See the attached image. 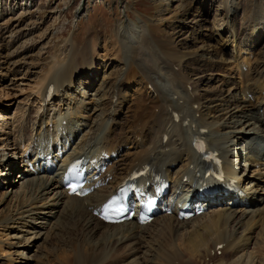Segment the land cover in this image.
Instances as JSON below:
<instances>
[{
  "label": "bare ground",
  "instance_id": "bare-ground-1",
  "mask_svg": "<svg viewBox=\"0 0 264 264\" xmlns=\"http://www.w3.org/2000/svg\"><path fill=\"white\" fill-rule=\"evenodd\" d=\"M36 1L27 0L18 8L26 9L22 13L29 14ZM161 2L163 13L167 7L173 8L177 26L181 28L174 30V41L165 44L160 61L156 58L153 59L156 63L146 64V55L153 44L152 37L147 36L149 30L140 28L147 35L132 40L128 33L120 31L117 39L120 55L114 61L122 67L115 78L109 73L100 85L95 81L90 83L89 79L95 80L99 72L91 55L89 58L84 51L82 64L70 62L65 67L55 68L41 83L38 98L42 108L35 120L31 119V111L21 116L34 124L31 137L23 129L17 130L15 122L3 124L11 129L10 132L4 129L5 134L15 136L14 146L9 147L11 139L7 138L5 151H0V173L2 177L8 174L6 180L0 182V200H5L8 211L0 218V228L8 231L5 234L12 240L9 243L14 249L12 263L35 264L42 258L52 264L50 256L61 251V264H82L81 255L90 250L102 252L92 263L101 264L117 250L127 254L119 264H175L173 252L178 250L180 257L185 255V264H190L203 253L221 250L231 257L217 261L220 264H264V56L257 66L249 68L250 72L244 71V67L241 69L238 61L243 48L254 49L264 39V9L250 4L244 13L249 25L241 28L237 14L242 0H224L213 20L207 21L210 26L199 29L204 11L195 3L192 6L188 0ZM16 6L17 3L0 6V30L9 31L21 18L22 15L3 21L7 15L16 13ZM193 8L198 11L196 14ZM190 15L194 16L192 20H188ZM188 27L192 29L191 35L180 38L184 34L180 32ZM229 41L236 43L234 49L238 51L232 58L238 61L240 71L233 69L223 76V81L219 79L220 87L213 86L220 78L214 71L222 67L215 65L220 55L214 54V50L218 51ZM189 43L196 49H189ZM96 46L97 43L92 53ZM182 65L192 71L191 77L179 71ZM237 73L242 77H237ZM139 78L150 83L149 87L145 86L150 102L146 101L143 108L144 113L145 108L151 106L150 113L147 120L142 113L127 125L124 117L132 111V99H128L123 88L127 87V82H139ZM52 88L53 96L49 98L47 94ZM56 99H60L59 105L54 104ZM105 104L108 107L105 108ZM23 123L27 126L28 122ZM58 123H64L68 136L59 137L55 133L54 125ZM196 137L205 139L208 152L219 153L228 175L238 174L239 182L245 185V195L215 198L210 206L198 197L194 181L200 179L197 174L203 171L204 161L193 148ZM59 142L62 150L53 153L52 148ZM243 142L249 153L257 150L258 158L245 159L243 171L239 172L237 165ZM102 151L117 156L110 160L101 158L91 165L90 159L101 156ZM11 153L19 155L16 157L20 160L11 159ZM75 157L84 160L85 188L90 192L83 197L69 195L62 183L65 169ZM146 164L172 185L165 205L160 206L154 220L141 224L134 218L108 224L95 215L132 171L141 170ZM17 170L21 174L12 178ZM148 180L141 191H153L156 183ZM193 198L200 203L194 204ZM185 206L195 211L204 208V211L190 219H180L179 209ZM69 221H73L76 229L71 237L68 234L73 228L68 225ZM104 227L108 228L107 232L100 237L99 232ZM164 229L174 237L168 245L163 242L165 237L161 240Z\"/></svg>",
  "mask_w": 264,
  "mask_h": 264
},
{
  "label": "rangeland",
  "instance_id": "rangeland-1",
  "mask_svg": "<svg viewBox=\"0 0 264 264\" xmlns=\"http://www.w3.org/2000/svg\"><path fill=\"white\" fill-rule=\"evenodd\" d=\"M26 1L27 0H0V6L3 7L7 5V7H10V5L15 6L17 3L16 8H18L20 3H25ZM188 1L191 2L192 6L195 3L200 11H204L202 16L203 20H201L200 25L197 26V28L202 29L203 27L210 26L207 21L210 22V20H213L215 13H217V8L224 0H199L201 3L200 5H198V2L196 4V0ZM177 3L178 2L174 3V6ZM252 3L258 6L259 10L264 9V0H242L240 6L241 10L237 14L239 21L241 22H239V27L241 25V28H246L249 25V23L244 20V13ZM163 5L164 4L161 0H37L35 5L31 8L32 12L29 14H26L25 12L22 13L23 11H26V9L23 10L22 8H18L15 14L7 15L3 21L11 20L20 15L22 16L18 21L14 22L9 28V31L0 30V61L2 62L0 64V151H5L4 145L7 143V138L11 139V146L9 147L14 146L13 144L15 143V136L13 135V138L12 134L8 135L4 132V129L5 131L7 130V132H10L11 129H9L8 126L3 127V124L6 122H15V128H17V130L23 129V131L26 132L25 134L28 137H31L34 124L32 120H26L21 116L25 111H31V119L35 120L38 111L42 108V101L39 100L41 94L39 93L41 92L39 91L41 90L39 87L41 83H44L45 79L55 70V68L65 67L70 62L75 63L76 65L82 64L83 57L81 54L84 51H87L89 58L91 55L99 72L95 80L89 79V81L90 83H92L91 81H95V83L99 85L104 82L105 75L111 73L114 74L113 78H115L121 70L122 65L115 62L117 61L116 57H119L120 55V47L119 44H117L120 31L128 33L130 37H127L132 40L133 38H138L137 36L142 39L147 35V33H142L140 28L149 30L150 33H148L147 36L148 38H153H151L150 41L151 44H153L146 55V64L156 63L153 60L156 58L160 61L162 58L160 57V53L164 56L165 44L174 41L173 32L177 29V25L179 24L176 23L177 16L175 15L173 8L172 10H169L167 7V10L165 9L166 11L163 13L161 10ZM192 6L190 5L189 8ZM192 11L194 13L198 12L194 10V8ZM193 17L194 16L190 15L188 20H192ZM179 28L181 27H178V29ZM189 28L191 27L180 32V34L184 33L180 38L189 37V35H191L192 29ZM12 34H14V36H12ZM121 36L122 35H120V37ZM96 43V50L92 53ZM234 44L236 45L233 41H229L228 43H223V46L218 51L214 50V54L219 53L220 56H218L217 62L215 61L216 64L212 61L211 62L216 66L220 65L222 67L217 71H214L218 72L220 78H217L216 82L212 84L213 86L220 87L224 75H228L237 69L240 71V67L237 65L238 61L242 64H240L241 69L244 67V71L248 70L250 72L252 67L259 64V61H261L259 59L264 56L263 39L254 49H248L247 47V49L243 48L244 50L238 54V59L240 60L234 62L235 60L232 58V55H236V52L238 51V49H234ZM189 46V49H196V46L193 43H189ZM114 58H116L115 61ZM224 59H226L227 62H225ZM179 71H182L185 77H191L192 75V71L187 70L183 65L181 67L179 66ZM236 75L237 77L241 76L239 73ZM137 80L139 82H127V87L125 86L123 88V91H127L126 93L129 95L128 99H132L130 103V105H132V111H130L127 116L125 115L128 119L124 117L126 120L124 121L127 125L135 121L139 116L138 114L143 113V108L146 106L145 104H147L146 101L150 102L149 93L146 90V87L150 86L149 81L144 78H139ZM79 81L80 79L77 80V88L79 87ZM93 86L88 89L89 92H92L91 90H93ZM96 88H98V85ZM240 92L243 95L244 91L242 89ZM59 100L60 99H56L54 104L57 105ZM106 105L107 104H105V108L108 107ZM149 107L151 106H147L144 110V120L148 119L150 113V110H148ZM23 120L25 123L28 122L27 126H24ZM240 149L242 155V151L245 150L244 142L240 144ZM124 151L125 150H123V152ZM10 155L11 159L15 157V161L20 160V157L19 159L17 158L19 155L16 154L17 157L12 153ZM237 166L240 169L242 168L241 163ZM14 174L12 178H15L16 175L18 176L21 173L17 170L14 171ZM4 180H6V178H3L0 182L3 183ZM1 193L2 190H0V194ZM4 201L5 200H0V218L3 214L6 215L8 212H6ZM72 222L73 221L68 222V225L73 228L68 234L69 237H71L76 230L73 227L74 223ZM104 228L99 232L100 237H103L107 232L108 228ZM164 231L165 233H162L161 240L163 241L166 238L167 240L165 239L163 242L168 245L167 242H170L174 237H171L172 233L167 229H164ZM5 233L8 234V231L6 232L5 229L0 228V264H14L10 261L11 252L14 250L11 248V244H9L12 240L9 235H6ZM89 251L90 250H85L84 252L81 251V253L83 252L81 255L83 257L81 258L82 264H92L94 261L96 262L99 258L98 256L102 253L94 252V254L92 251ZM218 251L219 250L213 251L214 255L211 254L213 252H209L211 255L208 253L204 255L203 253V258L201 257L202 264H220L219 262L221 259H224V261L230 259V255H224L223 253L219 254L222 251ZM178 252V250L173 252V255L176 257L174 260L176 262H173L175 264H185L183 261L185 255L180 257ZM126 255L127 254L124 251L115 250L101 264H119L125 260L127 257ZM204 257L206 258L204 259ZM201 258L193 259V263L190 262V264H201ZM59 260L61 262L63 260V254L61 251H57V254L52 255L49 258V261L52 264H61ZM194 260L197 261L195 262ZM198 260L200 262H198ZM37 263L48 264L47 260L42 258L35 262V264Z\"/></svg>",
  "mask_w": 264,
  "mask_h": 264
},
{
  "label": "snow or ice",
  "instance_id": "snow-or-ice-1",
  "mask_svg": "<svg viewBox=\"0 0 264 264\" xmlns=\"http://www.w3.org/2000/svg\"><path fill=\"white\" fill-rule=\"evenodd\" d=\"M73 190H75V189H73ZM109 207H110V205H109Z\"/></svg>",
  "mask_w": 264,
  "mask_h": 264
}]
</instances>
